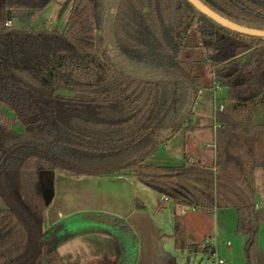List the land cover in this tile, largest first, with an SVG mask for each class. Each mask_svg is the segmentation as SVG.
<instances>
[{
    "label": "trees",
    "instance_id": "1",
    "mask_svg": "<svg viewBox=\"0 0 264 264\" xmlns=\"http://www.w3.org/2000/svg\"><path fill=\"white\" fill-rule=\"evenodd\" d=\"M51 1L0 0V264H65L61 239L39 229L40 175L47 170L130 174L174 205L209 214L232 204L247 264H264L258 242L264 208L255 205L252 154L251 162H235L237 179L218 159L215 170L200 162L146 163L158 145L193 128V109L207 86L196 60L181 55L191 32L211 49L203 60L213 85L226 88L234 106L264 104V37L223 27L188 0H72L63 30L7 25L10 10L32 14ZM201 1L264 30V0ZM222 187L232 193L223 194L229 203ZM173 236L176 248L209 247L186 244L178 219Z\"/></svg>",
    "mask_w": 264,
    "mask_h": 264
},
{
    "label": "crops",
    "instance_id": "2",
    "mask_svg": "<svg viewBox=\"0 0 264 264\" xmlns=\"http://www.w3.org/2000/svg\"><path fill=\"white\" fill-rule=\"evenodd\" d=\"M12 11H9L11 24L15 13ZM212 78L213 76L206 82V88L214 92L213 95H208V98L212 101V106L209 108L202 104V112H199V109L196 108L197 101L204 94L203 90L194 106L193 119L195 121L205 118L212 122L210 127L212 126V133L216 139L213 158L210 164H204L196 158L200 159L201 154H197V156L192 154L186 157L185 161L189 164L200 162L206 166H215L213 168L215 170L219 168L215 164L218 159L220 167H224L227 174H231L232 177L237 179L235 162H251L249 155L252 154V160L255 164V205L258 209H262L264 208V104L248 103L234 106V102L228 97L227 89L213 85ZM215 94H221V97L215 99ZM215 100L217 104H215ZM224 115H230L232 120L230 122H226L223 119L220 121L218 116L223 117ZM191 125L193 128L190 131L193 135L200 133L198 131L202 127L209 126L204 121L200 125L193 124V121H191ZM170 140L164 145H168ZM219 152L222 155L220 159L218 158ZM100 178H108V180H113L112 182L121 184V191L126 190V187H128V191L129 189L133 191L140 189L146 199H141L139 201L140 204H136L132 212L127 214L125 218H116L120 215L119 213H122L120 210H116L112 214L116 216L114 218L117 221L120 220L119 225H123L121 221L127 225L130 231L128 236L121 232L122 227L120 229H112L101 226H86L73 231H64L55 236L61 239L57 246V251L65 264H96L100 263L99 260L106 256L121 258V250H123L124 255L127 253L131 237H135L133 238L136 243L134 247L136 252L138 249L139 256L138 262L136 261L134 264H154L155 255L169 256L171 264H192L196 256L205 254L212 257L217 252L216 247L212 245V239L218 238L223 234L231 235L235 232L237 215L232 204L222 205V207L216 208L211 214L204 211L198 213L199 209L176 206L172 201L160 195V199H157V205L154 204L152 208L155 217H151L148 214L150 205L148 204V206L146 203L154 194L159 196V193L138 183L135 177L130 174L119 173L113 177L73 176L61 172L60 174H54L47 170L41 172L40 175L42 193L44 192L43 197L45 200V222L39 227L41 234L51 229L54 237V228L57 223H61V218L65 217V219H68L77 215L92 214L100 211L102 206L105 207L104 204H99L98 200L100 196H105L107 193L105 189L98 187L99 182L102 181ZM228 182L232 183L231 181ZM126 184L127 186L125 187ZM241 184L238 181L237 191H240L238 185ZM52 189L56 195L51 198L49 190L51 192ZM223 194L232 195V193L227 191V189L225 191L222 187V195L220 197H224V201L229 203L230 201ZM118 205L122 206L120 200ZM133 213L136 216L132 217ZM176 218L186 244H202L203 246H209L208 249L196 251L188 248H176L173 236ZM263 228L264 222L259 224L258 236L259 247L264 253ZM113 235L119 236L122 245L121 249L116 237ZM166 240L168 241L167 245H165ZM206 241H209V243ZM226 246L230 247L231 244L227 243ZM211 250L214 251L213 254H210ZM234 252L236 254L235 258ZM226 257L224 258L226 264H242L240 259H238V249L233 251L231 257ZM124 258L118 264H130V261Z\"/></svg>",
    "mask_w": 264,
    "mask_h": 264
},
{
    "label": "rangeland",
    "instance_id": "3",
    "mask_svg": "<svg viewBox=\"0 0 264 264\" xmlns=\"http://www.w3.org/2000/svg\"><path fill=\"white\" fill-rule=\"evenodd\" d=\"M72 7V0H53L51 1L44 9L40 11H36L32 14H28L26 12H20L16 11L13 14V22L12 25L14 28L17 29H30L33 27L38 26H46L50 29H57V30H63L66 26L68 16L70 14ZM201 35L197 32H191V39L188 40L187 46L184 48L182 52V58L190 57L194 60H196V73L200 74L203 78V81L206 83L208 79L212 77V69L207 64L205 60H203L207 53L211 50L210 48L201 45ZM213 95L214 92H212L211 89L205 88L203 96L197 101L196 108L199 109V112H202V106L205 105V107L211 108V99L208 98V95ZM217 97H221V94H215V99ZM200 104V105H199ZM203 104V105H202ZM215 104H217L215 100ZM198 105V106H197ZM193 124H202V122H207L209 124L208 127H202L200 129V133H197L193 135L191 131H181L173 136V138L170 140L168 145L160 144L156 147V149L146 158V163H152L157 165H180L185 162V158L188 156H191L192 154H201V158L198 160H201L204 164H210L213 158V152H214V145L216 142L215 137L212 133V124L211 121L207 119H199L195 120L192 117ZM197 122V123H196ZM209 140L208 142H206ZM177 155V156H176ZM209 162V163H208ZM54 174H60L58 171H51ZM64 173V172H63ZM82 175H92V176H107V177H113L118 175V172H112L107 174H82ZM134 177V176H133ZM102 179L101 182H99L98 187L105 189L107 192L105 196H100L99 204H104L105 207H101L100 211L92 214H98V215H107V216H113V212L116 210H120L118 217L116 218H125L127 214L132 212V210L135 208V205H139V201L144 198L143 191L141 192L140 189L133 191L132 189L128 191L127 184L125 185L126 190L121 191L120 185L117 182H112L113 180H108V178H100ZM54 185V184H53ZM124 187V186H123ZM44 194V192H43ZM49 194L51 198L56 195L54 193L53 189ZM54 194V195H53ZM49 196V195H48ZM144 198L143 200H145ZM160 199L157 194H154L149 201H147V205L149 206V212L148 214L151 217H155V213L153 208V205H157L158 201ZM122 202V206L118 205V201ZM152 204V205H151ZM83 212V211H78ZM203 211L199 209L198 213H202ZM234 213V211H233ZM136 216V214H132V217ZM212 216V215H211ZM131 217V218H132ZM66 219L61 218V223L64 222ZM60 223H57V225ZM56 225V226H57ZM55 226V227H56ZM46 233V232H45ZM117 242L119 243V248H122L121 240L119 236H115ZM262 237L264 238V228L262 229ZM132 238V239H131ZM130 241L134 240L131 237ZM227 243H230L231 246L227 247ZM244 243H245V237L242 234L233 232V234H223L220 235L218 238L212 239V245L216 247L217 252L212 255V257H209L208 255H201L196 256L193 260L192 264H214L215 261L219 258L224 259L226 256L231 257L234 250L238 249V259H240V262L242 264H247L245 251H244ZM131 244V243H129ZM136 244V243H135ZM134 244V245H135ZM168 244V241L166 240L165 245ZM168 247V246H167ZM138 248V247H137ZM135 249V247H134ZM131 250V249H130ZM129 250V251H130ZM136 249L131 251L130 253H127L124 255L123 250H121V258L116 257H104L102 260H99L100 263L96 264H118L120 260L124 258L127 259V261L130 260V264H134L138 259V249L137 252ZM224 253V254H223ZM236 254L234 252V258ZM227 258V257H226ZM135 260V261H134ZM154 264H171V259L169 256H162V255H155L154 256ZM138 262V261H137Z\"/></svg>",
    "mask_w": 264,
    "mask_h": 264
},
{
    "label": "water",
    "instance_id": "4",
    "mask_svg": "<svg viewBox=\"0 0 264 264\" xmlns=\"http://www.w3.org/2000/svg\"><path fill=\"white\" fill-rule=\"evenodd\" d=\"M197 10L202 12L203 14L210 17L212 20L217 22L218 24L226 27L232 31L239 32L242 34H247L251 36L264 37L263 29L250 28L243 25H240L234 21H231L224 16L218 14L213 9L208 7L201 0H188ZM86 226H101L108 227L112 229H120L121 225H119V221H117L114 217L107 215H98V214H82L77 215L71 218L66 219L64 222L58 224L54 228V237L59 233L64 231H73L78 228L86 227ZM56 238V237H55ZM131 243V244H129ZM128 243V254L134 249L135 241L132 240ZM131 249V250H130ZM130 250V251H129ZM130 261V260H129Z\"/></svg>",
    "mask_w": 264,
    "mask_h": 264
},
{
    "label": "built area",
    "instance_id": "5",
    "mask_svg": "<svg viewBox=\"0 0 264 264\" xmlns=\"http://www.w3.org/2000/svg\"><path fill=\"white\" fill-rule=\"evenodd\" d=\"M9 24H11V21H8L7 22V25H9ZM202 93V92H201ZM221 108H222V106H220ZM165 199H167L166 197H165ZM207 243H209V241H206ZM214 264H226V261L224 260V259H222V258H219V259H217L216 261H215V263Z\"/></svg>",
    "mask_w": 264,
    "mask_h": 264
}]
</instances>
